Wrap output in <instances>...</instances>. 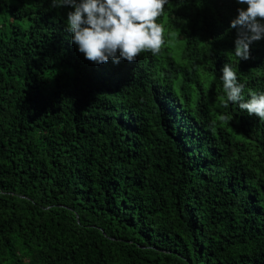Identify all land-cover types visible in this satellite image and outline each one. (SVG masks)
I'll use <instances>...</instances> for the list:
<instances>
[{"label": "trees", "instance_id": "1", "mask_svg": "<svg viewBox=\"0 0 264 264\" xmlns=\"http://www.w3.org/2000/svg\"><path fill=\"white\" fill-rule=\"evenodd\" d=\"M239 7L168 0L158 54L96 65L73 9L0 0V264H264V120L221 106L225 63L264 92Z\"/></svg>", "mask_w": 264, "mask_h": 264}, {"label": "clouds", "instance_id": "2", "mask_svg": "<svg viewBox=\"0 0 264 264\" xmlns=\"http://www.w3.org/2000/svg\"><path fill=\"white\" fill-rule=\"evenodd\" d=\"M167 3L168 0H60L57 4L53 0V7L73 9L66 16L71 43L86 60L102 65L109 60L114 64L122 60L134 63L144 52L158 54L165 40L164 27L157 20ZM236 3L247 7H239L238 15L230 21V28L237 30L234 53L240 61H246L251 58V44L264 41V0ZM220 72L226 93L221 106L238 103L249 116L264 120V92L250 93L244 100V84L238 81L233 67L225 63Z\"/></svg>", "mask_w": 264, "mask_h": 264}, {"label": "rangeland", "instance_id": "3", "mask_svg": "<svg viewBox=\"0 0 264 264\" xmlns=\"http://www.w3.org/2000/svg\"><path fill=\"white\" fill-rule=\"evenodd\" d=\"M172 36H173V39H172V42L174 43H180L177 39V35L175 33H172ZM181 53V50L179 51Z\"/></svg>", "mask_w": 264, "mask_h": 264}]
</instances>
